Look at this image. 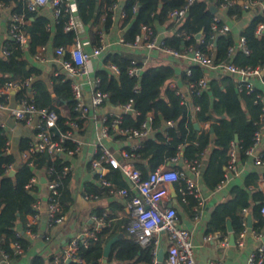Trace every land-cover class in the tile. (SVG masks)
I'll use <instances>...</instances> for the list:
<instances>
[{
	"label": "trees",
	"instance_id": "trees-1",
	"mask_svg": "<svg viewBox=\"0 0 264 264\" xmlns=\"http://www.w3.org/2000/svg\"><path fill=\"white\" fill-rule=\"evenodd\" d=\"M0 1L10 6L12 13L23 16V29L28 36V44L23 52L13 49V42L8 41L11 53L8 56H0V88L10 81L22 84L27 78H31L29 86L20 87L16 91L15 98L19 101L28 91H31L35 106L55 110L59 114L57 129L59 135L63 134L68 129L65 124L67 118L78 115L73 110L74 103L68 82L62 81V75H54L50 78L51 82L48 85L41 78V71L28 63L25 53L33 55L39 46L50 45L56 49L71 45L77 34L73 30L64 31L68 14L61 10L52 24L38 10L28 11L26 0ZM220 2L221 0H195L189 6L186 17L175 21L168 14L180 8L185 0H124L120 6L126 15L122 22L123 40L132 42L140 32L141 25H147L155 31L160 27L168 31L164 38L168 47L181 49L190 44L200 46L196 38L197 34L203 35L206 43L210 40V25L215 13L211 12L209 5L213 3L218 6ZM112 3V0H83L78 5V16L83 25L89 28L97 27L92 34L91 42L95 46L99 44L100 35L106 32L114 22L112 17L115 16L116 11L111 10ZM134 5L137 6L135 11L132 10ZM247 14L250 18L242 27L240 35L246 40L249 54L238 52L232 58H228L227 50L234 42L235 33L219 34L211 41L217 63L232 61L238 67L264 65V35L257 37L255 34L257 26L264 23V3L245 10L239 2H236L226 8L224 18L228 22L231 16H235L236 20L240 21ZM101 19H103L102 22ZM66 56L67 54L64 57ZM103 58L106 65H116L119 73L115 75L107 68L95 72V76L99 79L98 90L107 95L102 105L109 103L115 107H123L131 101L133 109V112L121 114L117 129L138 128L148 114L153 117L151 128L155 130L154 138L146 137L141 141L139 148L134 151L127 150V153H132L133 166L140 171L142 179L159 165H167L171 158L182 151L183 156H187L190 160L200 161L203 187L212 191L225 180L231 144L236 145V164H238L250 158L245 154V150L252 145L256 130L262 131L264 139V123L259 121L264 100L254 104V95L238 91L233 77L220 73L208 80L207 89L198 95L191 94L192 105L198 106V110L192 108L194 111L192 114L190 106L182 104L180 97L167 87V83L176 75L172 65L159 63L142 67L138 63L137 65L141 67L140 74L138 77H133L128 74L133 60L129 54L122 51H107L104 52ZM190 69L189 77L185 73L182 75L188 81H197L205 76L207 71L198 65H191ZM256 91L263 94L257 87ZM56 105L65 108L68 115H61ZM112 119L114 117H108L105 121V125L109 127L108 131L113 130L110 127ZM77 122L81 125L82 118L77 119ZM164 123L172 125L160 131L159 128ZM195 123L200 126L199 129L195 128ZM205 123H209L206 129L203 127ZM6 139V131L0 127V249L15 258L19 255H14L13 243L19 242L23 252L26 251L28 244L23 238H16L15 225L24 223L26 216L33 212L32 204L36 200L35 186L27 188L29 180L36 175L37 171L52 167L53 177L61 182L58 201L61 214H64L66 207L63 205L69 173L66 175L60 173L61 168L68 165L61 155L72 150L75 144L70 139H66L63 142L64 153L57 154L54 158H51L49 154H38L32 166H29L17 164L16 156L7 154ZM30 142L28 138L20 139L17 151L26 149ZM259 153L264 163V149L259 150ZM13 163L17 164V170L10 175L5 172V166ZM258 166H264V164ZM109 169L110 172L103 178L124 187L125 177L121 171L110 167ZM261 176H264V172L249 173L242 187L231 188V198L218 205L212 213L209 231H215L218 228L224 230V221L229 219L233 230L239 232L238 224L243 217V211L251 207L252 214L257 220L253 227L257 232H263L264 217L260 214V209L264 205V195L257 190L252 192L249 190L250 186L256 189ZM185 199L189 207L196 205V199L193 196H186ZM108 220L107 216L99 230L95 231V237L88 239L86 246L82 244L79 246L81 262L67 263L61 256L59 264H99V261L103 259L105 243L116 235H120V238L112 245L107 264L149 263L151 245L142 247L138 244L134 235L126 229L128 220L120 223L117 228L108 225ZM53 260V257L45 259L35 255L29 264H52Z\"/></svg>",
	"mask_w": 264,
	"mask_h": 264
},
{
	"label": "built area",
	"instance_id": "built-area-1",
	"mask_svg": "<svg viewBox=\"0 0 264 264\" xmlns=\"http://www.w3.org/2000/svg\"><path fill=\"white\" fill-rule=\"evenodd\" d=\"M111 10L118 11L119 20L123 21L125 18V12L120 9L119 3L121 0H112ZM195 0H185V3L178 9H174L169 12L168 16L175 21L183 20L187 15V10ZM239 2L243 9L248 10L254 5H263L264 0H221L213 16V20L210 25V40L206 43L203 35L197 34L200 46L186 45L181 49H175L168 47L165 42V35H159L153 30L152 27L147 25H141L140 32L134 37L132 42H124L122 36L119 38L120 43H124L128 48L136 50L141 49L146 52L161 51L166 55L182 59L188 63L185 69L187 77L191 75V65H198L206 70H215L222 68L227 72L235 76V86L238 91H245L247 94H253V103L257 104L260 100H264V96L256 91V87L252 81L253 78H259L262 71H264V65L256 67H238L232 63V61L225 63H217L214 56L212 40L219 34H225L232 32V25L224 18V12L226 8ZM48 5L51 8V12L55 18L59 16L61 10L68 14L67 20L64 25V31H75L81 27L79 19L70 14L69 0H26V8L28 11H37L39 8ZM7 5L0 1V14L7 9ZM137 6L134 5L132 10L135 11ZM115 16L112 20L115 21ZM235 16H231L229 20H235ZM24 19L21 14L12 13L11 24L9 28V40L13 42L12 48L23 52L28 44V36L23 29ZM257 37L264 35V23H260L255 31ZM179 34H177L178 36ZM188 39V36H186ZM107 44L103 41V36L100 35L99 44L94 46L90 52H85L81 48L79 40L75 41L66 47H57L54 52L57 56V60L60 64L61 70L57 75H62V81H67L71 89L72 100L74 103L73 110L77 112V116L74 118H67L65 124L68 129L63 134H58L57 122L59 114L55 110H48L45 108H39L34 105L32 101V92L25 94L18 102L17 105L11 107L9 104V98L11 91H17L20 87H27L30 84L31 78H27L22 84L16 81H10L5 83L0 88V112L5 111L7 115L13 119L22 122L26 125L32 126L35 131V140L31 141L28 147L19 153L20 165L27 164L32 166L34 159L38 154H49L51 158L55 155H61L65 152L63 142L66 139H70L74 144L72 150L67 151L66 154L74 155L82 145L81 140L77 137V132L81 129V125L77 122V119L83 118L88 115L90 107L86 105L83 99V85L79 81L75 80V77L88 75L90 71V61L93 57H100L106 50ZM45 46H39L34 53L36 59L41 60L42 54L45 51ZM238 52L249 54V49L246 45L244 36L237 35L234 38V42L228 47L227 57L232 58ZM0 53L4 56H8L11 53L10 46L7 43L1 48ZM65 54H67L66 57ZM136 60L131 61V66L128 69V74L133 77H138L141 71ZM106 68L113 74L117 75L119 70L114 64H107ZM93 92L91 96V107L96 108L102 105L107 95L104 92L98 90L99 79L93 78L91 81ZM168 87L175 92L181 99V103L186 105L185 94L181 91L179 86L171 82ZM208 87V79L203 76L197 81H188L187 88L190 94L198 95ZM124 113L133 112L131 101L123 106ZM193 110H198V106H193ZM260 123H264V104L261 107ZM152 115L148 114L146 119L140 124L138 128H123L121 132L134 139H144L152 131L151 121ZM120 124V116L114 117L110 123V127L115 129ZM171 125V123H168ZM0 127L5 128L4 123L0 119ZM209 123L204 124V128H208ZM109 127L105 125L102 129L101 136H106ZM262 131L256 130L253 135L252 145L245 150V154L249 156L255 165L264 164L260 158V144L262 142ZM140 145H135L131 151L139 148ZM5 150L7 154H13L11 149V140L6 139ZM132 156V153L123 152L122 157L127 158ZM228 163L227 169L229 172H236V160H237V148L234 143L231 144V148L228 151ZM178 158V153L171 158V161H175ZM91 168L96 170L100 175L101 185L106 188H116L118 193L122 196H128L129 190L136 191V194L130 195L128 200V212L129 220L127 223V231L134 235L138 244L142 247L151 245V261L149 263L139 264H159L157 261L158 254V235L162 232L167 236V247L164 250L163 260L160 264H195L194 261V244L191 239V234L188 230L181 228L177 225V212L171 205H166L165 201L168 200L171 194L172 187L177 182H182L183 187L181 190L182 198L186 196H193L196 199V205L193 207L194 217L197 218L201 212V204L203 201L201 190L196 180L186 174L183 170L170 169L164 165L158 166L155 170L150 172L144 179L141 178L140 171L135 168L130 162H121L117 155L107 149L101 142L95 145L94 156L90 161ZM105 166L110 168L119 169L124 177L130 182L131 188L116 187V185L102 176V170ZM200 161L190 160L187 162L186 167L196 177L200 174ZM17 170V164H9L5 166V172H15ZM70 172V166L64 165L60 173L66 175ZM54 169L48 167L45 169L46 174V216L50 224H61L64 221V216L61 214V206L58 201L59 188L61 182L58 178L53 177ZM229 176L225 174V179ZM37 181L36 175L33 176L28 184L27 188H31ZM130 190V191H131ZM93 195H86L85 198H91ZM33 212L26 216L24 234L35 237L36 232L33 231L35 225L39 220V208L40 202L35 200L32 204ZM260 212L264 214V205H262ZM100 225L103 222V216L92 217ZM95 228L91 232H86L79 236H76L69 240L63 251L64 259H70L72 261L81 262L79 257V246L82 244L87 245L89 238L95 237ZM254 237L260 241V244L249 255L245 264H264V242L262 241L263 235L259 234L256 230L252 232ZM16 238H22V235L16 233ZM14 255H20L23 249L19 242L13 243ZM11 256L9 253L0 249V263L9 264ZM53 264H58V260L55 259ZM101 264V261H99ZM208 264H225L223 259L211 261Z\"/></svg>",
	"mask_w": 264,
	"mask_h": 264
},
{
	"label": "crops",
	"instance_id": "crops-1",
	"mask_svg": "<svg viewBox=\"0 0 264 264\" xmlns=\"http://www.w3.org/2000/svg\"><path fill=\"white\" fill-rule=\"evenodd\" d=\"M83 0H69L70 14L77 17L78 16V5L81 4ZM124 0H121L119 6L123 4ZM213 4V3H210ZM38 12L45 15L53 24L56 18L51 12V8L46 5L38 9ZM217 12V11H216ZM118 11L115 14V21L112 26L103 34V41L107 44V51H122L131 56L133 60H136L142 67L147 65H156L159 63L170 64L175 68V77L167 83H176L181 91L185 94L187 105L191 108V113L194 114L192 110L193 105L191 103V94L187 88L188 79H184L182 75L185 73V69L188 63L182 59L174 58L166 55L161 51H151L146 52L141 49H130L124 43L119 42V38L123 36L124 28L122 27V22L119 20ZM12 11L11 7L8 6L6 10L0 14V51L1 48L9 40V28L11 24ZM250 16L247 14L242 20H229L228 22L232 25V32L235 36L240 35L242 27L247 23ZM103 19H101L102 22ZM96 26L89 28L83 25L81 22V27L76 32L77 39L81 44V48L85 52H90L95 46L92 42V34L96 30ZM155 31V30H154ZM157 34L166 35L168 31L163 27L156 28ZM123 38V37H122ZM127 43V42H126ZM46 49L42 54V59H36L33 55L25 53V58L28 63L38 68L41 71V78L49 85L50 78L57 73H60L61 67L57 60V56L50 45L45 46ZM38 48V47H37ZM36 48V49H37ZM2 55V54H1ZM104 53L100 57H93L89 63L90 71L88 75L75 77V80L79 81L83 85V99L86 105L90 107V111L87 116L82 118L81 129L77 132V137L81 140L82 145L80 146L77 153L74 155L62 154V158L68 162L70 166L69 180L66 187V195L64 197V221L61 224H50L46 216V174L45 170H39L36 172L37 181L35 183V198L40 202L39 208V220L35 228V237L28 236L24 234L25 222H20L15 225L16 233L22 235V238L28 242L26 251L22 252L19 256L13 258L9 264H29L32 257L35 255H40L43 258H50L58 260L62 256L64 259L63 251L66 243L72 238L84 234L86 232H91L95 228H100V225L92 217L103 216L104 219L108 216L109 220L107 222L111 227H119L118 225L125 220H129L128 212V200L130 195L136 194V191H132L130 182L125 178L126 185L125 188L130 189L128 196H122L118 193L117 189L106 188L101 185L99 173L91 168L90 161L94 156L95 145L99 142L104 144V146L110 151L114 152L121 162L128 161L133 165V156L127 158L122 157V153L126 152L128 149H132L135 145H140L141 140L130 138L124 135L120 129H113L107 131L106 136H101L102 129L105 127V121L108 117L121 116L124 113L123 107H115L109 103H104L103 105L93 108L91 107V96L93 92V87L91 81L95 78V72L99 69L106 68V64L103 62ZM224 74L233 77L235 81V76L226 70L219 68L215 70H207L205 77L209 80L212 77L218 76V74ZM264 71H262L260 79L253 78L252 81L254 85L262 91L264 96ZM169 88V87H168ZM170 89V88H169ZM30 92V91H28ZM16 91H11L9 104L11 107L17 105L18 100L15 98ZM60 111L61 115L67 116L68 111L56 105ZM192 106V107H191ZM0 119L5 125L6 136L11 140V149L13 155L16 156V163L20 164L19 151H17V144L20 139L28 138L29 140H35V131L32 126L26 125L19 122L9 115L5 111L0 112ZM196 124V123H195ZM194 124V125H195ZM172 125V124H171ZM168 123H164L159 130L164 131L168 126ZM199 129V125L196 124ZM204 127V125H203ZM155 130H152L147 137L154 138ZM260 150L264 149V139L260 144ZM190 159L187 156H183L182 151L178 152V158L175 161H171L164 165L170 169L183 170L186 174L194 178L200 187L201 195L203 198L201 204L200 215L195 218L193 213V205L189 207L185 198H182L181 190L183 187L182 182H177L174 184L171 191L170 197L165 201L166 205H171L176 209L177 212V225L181 228L188 230L191 234V239L194 244V261L195 264H208L211 261L217 260L219 258L223 259L225 264H245L249 255L256 249L260 244L252 232L254 229V224L257 222L256 218L252 214V208H248L243 211V217L238 224L240 231H234L232 224V232L227 229V220L224 221L225 229H216L215 231H209V221L212 213L215 211L216 207L231 198L230 190L234 186L242 187L244 184L245 177L252 172H258L262 174L264 172V166L255 165L251 158H249L244 163L236 164V172H229L226 169V173L229 174L228 178L225 179L216 189L208 191L203 187L201 180V169L199 176H195L186 167L187 162ZM160 166V165H159ZM110 172L108 166H105L102 170V176H105ZM109 181V180H108ZM113 183V182H112ZM116 187H121L120 185L114 183ZM250 192L253 190L259 191L264 195V176H261L257 182L256 189L253 186L249 187ZM95 191V192H94ZM93 195L91 198H85V196ZM100 214V215H99ZM264 217V214L260 212ZM231 222V221H230ZM259 233V232H258ZM264 237L263 232L259 233ZM233 235L234 243L230 240V236ZM118 239L120 238V235ZM117 239V240H118ZM159 247L163 250L167 247V236L166 233L162 232L158 235ZM53 260V262H54ZM66 261V259H64ZM159 264L161 262H158ZM1 264V263H0ZM53 264V263H52ZM101 264H107L101 260Z\"/></svg>",
	"mask_w": 264,
	"mask_h": 264
},
{
	"label": "water",
	"instance_id": "water-1",
	"mask_svg": "<svg viewBox=\"0 0 264 264\" xmlns=\"http://www.w3.org/2000/svg\"><path fill=\"white\" fill-rule=\"evenodd\" d=\"M209 8H210V10H211L212 13H215L217 11V8H216V6L214 4H210L209 5ZM0 56H2L1 53H0ZM195 128L198 129V126L196 124H195ZM235 141H237V138H235ZM9 174L12 175V174H14V172L12 171ZM172 189H173V187H172ZM227 229H228L229 232H232L231 222H230L229 219L227 220ZM117 239H118V236H114V237H112L111 239H109L105 243V245L103 247V253H102V255H103V262H106L109 254L111 252V247L117 241ZM230 240L232 241V244H233L234 243L233 235L230 236ZM262 241L264 242V237H263ZM163 254H164V250H163V248H160L158 250V254H157V261L158 262H162V260H163ZM71 261L72 260H70V259H67L66 260L67 263H69Z\"/></svg>",
	"mask_w": 264,
	"mask_h": 264
}]
</instances>
